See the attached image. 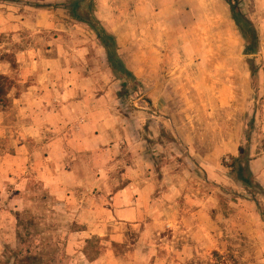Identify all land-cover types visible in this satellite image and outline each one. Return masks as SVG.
<instances>
[{"label":"rangeland","instance_id":"374dc122","mask_svg":"<svg viewBox=\"0 0 264 264\" xmlns=\"http://www.w3.org/2000/svg\"><path fill=\"white\" fill-rule=\"evenodd\" d=\"M63 1L0 0V11L24 17L16 32L0 31V57L12 69L6 76L8 90L25 80L50 82L55 90L66 81L95 80L99 84L95 95L112 86L111 98L118 104L111 102V106L116 111L102 118L108 123L119 121L113 143L119 147V160L113 163L109 156H102V167H98L92 154L85 152L82 175L86 182L98 176L102 180L101 185L86 184L78 207L82 217L62 213L78 209L67 199L57 200L36 182L23 187L6 183L12 173H4L5 181L0 180V264H264V0H234L257 30L255 55L245 54L247 44L232 18L229 0H173L174 8L165 7L169 0H94L96 17L115 37L118 56L139 83L142 62L156 70L158 61L165 67L166 59L174 76L191 85L178 90L191 97L182 108L189 111L183 117L191 119L195 135L192 153L181 139L164 131L161 138L166 146L158 150L162 127L143 113L148 109L152 115L158 110L148 104L145 92L139 95L135 88L124 89L123 82L116 80L93 30L65 9L33 7ZM168 18L177 34L175 47L180 51L187 46L190 56L157 57V51L166 48L162 30ZM221 28L227 35H219ZM21 52L31 54L25 57ZM18 55L27 66L18 63ZM186 68L189 73L181 76L179 72ZM252 69L257 72L254 79ZM201 72L204 82L213 87L200 92L194 84ZM224 75L231 88L230 101L220 108L209 103V96L221 94L215 85ZM1 109L6 117L0 162L16 155L15 141L24 132L23 117L10 100L0 103ZM248 124L251 142L244 155L240 151L235 156L218 153L231 134H239L242 147ZM132 133L142 142L130 144ZM27 143L29 154L23 155L21 174L31 178L36 176L32 164L41 163L44 153L35 152L39 146L34 141ZM142 152L150 162L139 158ZM239 157L251 172L250 177L244 174L249 184L240 180L235 169L234 159ZM130 167L140 178L138 188L146 176L161 180L152 200L138 204L143 215L134 223L109 219L102 211V207L111 208V198L128 186L123 179ZM13 198L24 202L21 213L13 211L17 206Z\"/></svg>","mask_w":264,"mask_h":264},{"label":"crops","instance_id":"0c3cea01","mask_svg":"<svg viewBox=\"0 0 264 264\" xmlns=\"http://www.w3.org/2000/svg\"><path fill=\"white\" fill-rule=\"evenodd\" d=\"M165 7L174 8V1L169 0L165 3ZM23 18L22 16L0 11V31L10 30L16 32ZM219 19L220 21L225 20V18ZM163 25L162 35L166 41V48L163 51H157V57L170 58L175 53H180V55L185 57L190 56L187 46L180 51L175 47L177 34L172 20L170 18L165 19ZM220 25H223V23ZM224 25L226 28L228 27V20H226ZM227 33V30L225 32L221 28L219 35L224 36ZM185 43H187V40H185ZM30 54V52H21L20 55L26 57V55ZM0 55L3 54L0 52ZM20 55H18V63H24L27 66L24 60L21 61ZM201 55H203V52H201ZM144 63L142 62L139 75L141 87L145 90L149 101L148 104H151L158 112H153L150 115V110L145 109L143 113L154 119L156 125L162 127L160 135H157L161 140H158L156 147L159 150V148L163 149L166 146V142L164 143V140L161 138L165 132L167 135H173L179 140L181 139L192 153L196 144L194 140L195 135L194 131L190 129L189 123L191 119L187 118L184 120L183 117L184 115L188 117L189 111L182 108L184 105H189L191 97L187 95V91L180 93L178 90L181 88L187 90L191 85L188 82H185L187 83L185 84L183 81H179L178 77L180 76H174V71L167 67L168 60L166 59L164 60L165 67L163 69L160 67L159 61L156 64V70L155 68L150 69L149 63L146 65ZM187 69L180 71V75L182 76L183 73L188 74ZM11 72L10 65L2 61L0 57V76H7ZM201 73L203 74L198 75L200 79L196 80L194 84L200 92L213 87L204 82V79L201 78L204 72ZM247 77L248 72H245V83H247ZM224 78L222 77L219 84L215 85V88L219 87L221 89V94L218 96L216 94V98L209 96V103H214L220 108L221 105H228L230 101L229 90L231 88L227 82V76ZM17 85L12 86L7 91L6 98L10 100L14 109H16L15 111L19 115H22L24 132H21L15 141L16 155L11 157L10 160L0 162V180L5 181L4 173H12V179H7L6 183L23 187L22 185L26 184L29 186V183L33 185L36 182L42 185L48 191V194L57 197V200L67 199L68 202L75 204L78 208L83 198L82 194H84L86 184L101 185L102 180L98 176L92 179V183L86 182L82 175V169L85 165V152L92 154V160L98 162V167H102L100 162L105 156H109V160L113 161V163L119 160V147L118 145H113L116 136H118L117 129L119 127V121L108 123L102 118L103 114L107 115L108 112L110 114L111 110L116 111L115 106H111V102L112 105L118 104L114 98H111L112 86L108 90H104V93H97L95 95L94 92L98 91L97 88L99 86L95 80L74 83L66 81L60 85L58 90H55L56 88L54 86L52 87L50 82L43 81L32 83L31 81L25 80L18 82ZM21 85H24V88H21ZM85 89L87 90L86 93ZM171 89L173 92L170 91ZM5 117L6 113L1 109L0 138H4ZM181 117L183 119H180ZM120 123L122 122L120 121ZM231 137L232 139L230 141H224L220 146L218 153L222 154V156L228 154L235 156L239 151V134H231ZM129 139L132 145L134 142H142V139H137L133 133ZM27 140L37 143L39 147L35 149L36 153L37 151L44 153V157L40 159L41 163H36V165L32 164L35 167L33 173H36V176H31V178H24L21 174L23 155L25 153L29 154L26 147L28 144ZM154 155L158 156L159 154ZM139 158L147 163L150 162V160L147 161V154L145 152H142ZM126 173H128V176L123 181H126L128 186L111 198V208L108 207L105 210L102 207V211L109 219H119L134 223L138 222L140 214V217L143 215V211L140 210L138 204L141 201L144 204V201L152 200L161 184V180L154 176H146V179L142 178L145 180L143 186L138 188L137 185H140L138 181L140 178L135 176L136 172L133 167H130V170L128 169ZM17 198H13L12 200L14 205H17L13 211L21 213L24 202L22 203L21 200H16ZM94 208L97 209L99 207L94 206ZM92 212L96 213L93 210ZM62 213L73 217L83 216L79 208L75 210H64ZM14 216V223L18 226L17 215L14 214ZM75 233L79 234V231ZM78 237L80 236L78 235Z\"/></svg>","mask_w":264,"mask_h":264},{"label":"trees","instance_id":"16d2710c","mask_svg":"<svg viewBox=\"0 0 264 264\" xmlns=\"http://www.w3.org/2000/svg\"><path fill=\"white\" fill-rule=\"evenodd\" d=\"M234 0H229L232 11V18L235 21L242 38L246 42V55H255L259 50V36L256 28L249 18L245 16L242 10H240L239 5ZM34 8H57V9H65L70 15L79 22L82 26L90 28L93 30L97 38L102 45V47L106 51V61L108 66L112 69V72L116 78V80L123 82V88L126 89L128 86L135 88L138 90L139 95H143L145 90L141 87V83L138 82L135 74L131 72L123 60L117 54V43L116 39L113 35L109 34L102 26L101 22L95 15V6L94 0H65L63 2H59L55 5L49 4L46 6L43 5H34ZM257 72L255 69L251 70V78L254 79ZM7 83L8 78L6 76H0V103L7 102ZM249 124L246 125V129L249 130ZM252 128L248 131V133L242 136V147H240V155H244L245 152L248 151L249 145L251 142V133ZM234 164L236 165L235 169L240 177V180L244 181V183L249 184V178H245L246 174L250 177L251 172L248 169L247 165L241 163V157L234 159ZM260 186V185H259ZM261 187V186H260Z\"/></svg>","mask_w":264,"mask_h":264}]
</instances>
